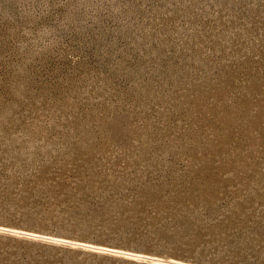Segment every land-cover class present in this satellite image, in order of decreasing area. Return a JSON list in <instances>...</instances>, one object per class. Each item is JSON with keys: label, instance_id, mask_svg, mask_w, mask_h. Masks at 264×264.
<instances>
[{"label": "rangeland", "instance_id": "rangeland-1", "mask_svg": "<svg viewBox=\"0 0 264 264\" xmlns=\"http://www.w3.org/2000/svg\"><path fill=\"white\" fill-rule=\"evenodd\" d=\"M0 264H264V0H0Z\"/></svg>", "mask_w": 264, "mask_h": 264}]
</instances>
